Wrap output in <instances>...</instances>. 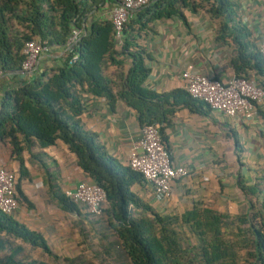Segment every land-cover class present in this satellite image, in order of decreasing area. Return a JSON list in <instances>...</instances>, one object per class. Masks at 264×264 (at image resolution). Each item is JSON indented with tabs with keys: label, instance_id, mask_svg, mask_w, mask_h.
<instances>
[{
	"label": "trees",
	"instance_id": "trees-1",
	"mask_svg": "<svg viewBox=\"0 0 264 264\" xmlns=\"http://www.w3.org/2000/svg\"><path fill=\"white\" fill-rule=\"evenodd\" d=\"M114 4V0H0V81L16 83L7 85L0 95V143H9L10 157L19 164L15 183L18 204L32 207L20 187V181L28 176L23 151L45 149L60 140L75 155L82 172L105 191L107 207L103 212L129 264H181V254L186 252L193 253L199 264H234L236 251H244L249 264H264V191L260 183L237 181L247 209L234 218L197 206L180 217H163L132 192V186L143 181L142 176L119 165L96 141L95 134L84 131L80 123L85 110L80 92L103 98L112 112L122 102L135 112L140 128H158L170 153L166 130L175 113L187 109L206 115L211 109L185 89L157 93L146 88L150 56L139 44V37L156 21L177 18L187 26L184 10H204L211 20L221 21L223 37L231 38L235 77L247 79L246 70L262 69L264 58L258 50L247 53L249 34L234 21V4L231 0H157L137 10L123 25L120 45L109 19L89 20L94 11ZM74 28L83 31L75 48V62L70 63L74 52H67L57 66L39 71L29 80L21 78V50L26 42L39 38L52 48L65 49ZM126 62L129 68L124 70ZM109 66L116 68L113 76L106 74ZM234 148L240 163L242 147L236 137ZM50 189L63 212L79 214L77 204L55 187ZM177 221L193 238L189 250L179 246L170 228ZM16 241L52 255L42 234L0 212V252L9 249L7 255L0 256V264H23L17 260L22 248H13Z\"/></svg>",
	"mask_w": 264,
	"mask_h": 264
},
{
	"label": "crops",
	"instance_id": "crops-1",
	"mask_svg": "<svg viewBox=\"0 0 264 264\" xmlns=\"http://www.w3.org/2000/svg\"><path fill=\"white\" fill-rule=\"evenodd\" d=\"M231 1L234 21L249 34L247 53L258 50L264 40V0ZM110 9L106 5L94 11L89 20L107 19ZM184 15L187 26L177 18L156 21L147 34L139 37V44L150 56L146 62L150 73L144 82L149 90L165 93L185 89L184 72L201 74L222 84L235 78L231 66L235 47L231 38L220 33L221 21L211 20L204 10L193 13L187 9ZM65 55V49L53 48L41 59L39 71L57 66ZM128 68L129 62H126L124 70ZM115 71L114 66H109L106 74L113 76ZM244 77L264 87V66L260 70H246ZM12 83L8 80L1 84L0 95ZM79 94L85 107L80 116L83 130L95 134L96 141L107 154L127 167L130 149L140 137L141 128L135 112L122 102L112 112L103 98L85 92ZM166 135L172 164L188 170V177L175 181L169 199L161 203L155 201L146 182L131 188L140 200L163 217H180L197 206L234 218L247 209L246 198L237 186L239 179L246 185L260 183L264 191V102L249 119L230 118L214 110L198 115L180 109L173 116ZM234 137L242 147L240 163L236 158ZM10 152L8 142L0 143V167L14 172L18 178L19 164L10 157ZM22 158L28 176L20 181V187L32 207L20 204L12 218L44 237L39 225L34 223L38 222L40 213L43 215L45 204L55 203L50 187L63 194L86 174L77 166L75 155L60 140L45 149L25 150Z\"/></svg>",
	"mask_w": 264,
	"mask_h": 264
},
{
	"label": "built area",
	"instance_id": "built-area-1",
	"mask_svg": "<svg viewBox=\"0 0 264 264\" xmlns=\"http://www.w3.org/2000/svg\"><path fill=\"white\" fill-rule=\"evenodd\" d=\"M109 11V19L114 27V37L121 44L123 25L142 7L157 0H114ZM83 31L74 28L68 38L65 52L73 53L70 63L77 60L75 48ZM52 47L39 38L26 42L21 50L24 60L20 76L29 80L39 72V63L43 56L49 55ZM258 51L264 58V40ZM185 90L192 98L207 104L211 110L219 111L227 117L242 116L246 119L256 114V107L264 102V87L253 80L233 78L228 84L197 73L184 72ZM127 167L140 174L152 190L155 201L161 203L169 199L175 181L188 177V170L172 164L170 153L161 142L156 126L140 129L139 139L133 143L128 156ZM16 175L0 167V212L13 216L18 209L15 198ZM63 195L71 202L81 206L92 218H99L106 204L105 191L91 182L86 176L74 188L67 189Z\"/></svg>",
	"mask_w": 264,
	"mask_h": 264
},
{
	"label": "rangeland",
	"instance_id": "rangeland-1",
	"mask_svg": "<svg viewBox=\"0 0 264 264\" xmlns=\"http://www.w3.org/2000/svg\"><path fill=\"white\" fill-rule=\"evenodd\" d=\"M3 83L1 80L0 84ZM106 207L105 204L103 209ZM79 208L76 216L61 212L55 203L45 204L43 215L39 214L38 222L34 225H39L52 255L16 241L12 243L13 248H22L17 260L23 264L32 261L38 264H129L115 234L108 226V218L104 212L99 218H92L85 214L82 207ZM245 211L246 209L240 214ZM170 228L175 231L179 246L189 250L194 243L188 228L180 221L173 222ZM8 253L9 249H6L0 252V256ZM181 255V264H199L193 253L186 252ZM248 262L244 251H236L234 264H249Z\"/></svg>",
	"mask_w": 264,
	"mask_h": 264
}]
</instances>
